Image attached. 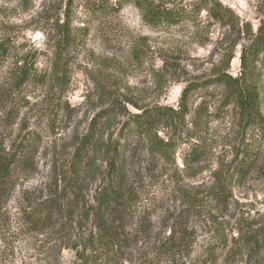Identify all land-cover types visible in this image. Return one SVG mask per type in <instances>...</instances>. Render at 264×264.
<instances>
[{"label": "trees", "instance_id": "1", "mask_svg": "<svg viewBox=\"0 0 264 264\" xmlns=\"http://www.w3.org/2000/svg\"><path fill=\"white\" fill-rule=\"evenodd\" d=\"M74 1H66L65 18L58 21L56 31L53 72L62 91L69 77L66 51L82 37L73 28L69 11ZM106 1L116 12L133 3L144 22L158 29L190 27L194 34H201L209 33L211 25L216 24L226 34L238 33L242 37L240 74L234 76L228 71L235 57L232 49L226 67L213 79L189 81L176 107L132 103L136 111L126 110L127 119L115 145L104 143L94 118L67 157H52L51 176L44 187L21 192L22 201L14 212L9 201L17 188L16 178L37 170L38 149L30 147L32 137L23 131L10 147H0V262L19 254L21 264H65L63 253L67 250L74 254L71 264H264V224L251 218L250 212L233 211L230 234L220 223H213L214 211L232 209L235 190L246 182L260 160L259 147L248 143L237 147L230 163L214 169L213 182L204 191L182 187L181 207L159 225L143 201L146 180L164 173L161 165L178 167V153L184 164L179 172L194 170V165L211 154V147L202 145L211 114L208 105L199 107L193 128L186 122L193 91L209 82L222 84L225 92L221 106L233 104L243 126L264 131L257 66L260 54H264V16L255 29L251 21L242 19L222 0H83V7L88 14L100 13ZM9 48L7 39L0 40V56L8 54ZM34 64L24 58L17 76L19 84L37 75ZM120 104L112 97L110 107L101 115L112 117L111 107ZM163 127L169 130L167 137L160 134ZM191 139L195 141L190 147H179ZM140 142L146 147H132ZM140 150L147 157L148 167L135 173L132 160ZM16 238L25 241L24 248L13 246Z\"/></svg>", "mask_w": 264, "mask_h": 264}, {"label": "rangeland", "instance_id": "2", "mask_svg": "<svg viewBox=\"0 0 264 264\" xmlns=\"http://www.w3.org/2000/svg\"><path fill=\"white\" fill-rule=\"evenodd\" d=\"M66 1L0 0V40L7 39L10 43L8 54L0 56V147H10L23 131L32 137L30 147L38 149L37 170L16 178L17 188L9 201L13 212L22 201L23 190L44 187L51 176L52 157H67L72 147H76L78 136L88 132L94 118L97 117L104 143L115 145L127 119L126 110L136 111L132 103L176 107L189 81L213 79L226 67L232 49L235 57L228 71L234 76L241 71L242 37L238 33L226 34L216 24L211 25L209 33L201 34H194L190 27L158 29L146 24L131 2L116 12L108 8L106 1L100 13L88 14L83 0H75L69 11L73 28L82 37L66 51L69 77L67 88L62 91L53 69L56 31L65 18ZM222 1L257 29L264 16V0ZM24 58L34 61L37 75L19 84L17 76ZM257 66L261 73L260 109L264 115V54H260ZM224 92L222 84L209 82L193 91L189 99L188 127H194L202 104H207L211 112L202 134V145L211 147L207 159L194 165L192 171L179 172L184 164L178 153V167L161 165L159 169H164V173L146 180L143 201L156 225L181 207L182 187L194 186L204 191L213 182L214 169L230 163L237 147L247 143L260 148V160L246 182L235 190L232 209L214 211L213 223L215 226L220 223L230 234L235 221L232 213L237 208L250 212L251 218L264 224V131L257 126H243L233 104L221 106ZM112 97L121 104L111 107L112 117H103L101 114L110 107ZM168 131L163 127L160 134L167 137ZM193 141H184L179 147H190ZM132 147L146 146L140 142ZM140 152L132 160L135 173L148 167L145 153ZM24 245L25 241L18 238L13 243L17 248ZM63 255L65 264H71L74 254L66 250ZM0 264H21L20 255L9 256Z\"/></svg>", "mask_w": 264, "mask_h": 264}]
</instances>
